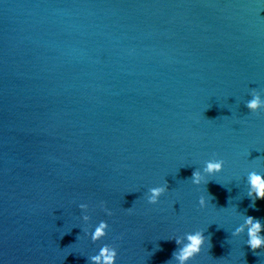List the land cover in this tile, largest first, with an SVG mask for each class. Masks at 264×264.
<instances>
[{"label":"water","instance_id":"95a60500","mask_svg":"<svg viewBox=\"0 0 264 264\" xmlns=\"http://www.w3.org/2000/svg\"><path fill=\"white\" fill-rule=\"evenodd\" d=\"M253 90L264 100V0H0V264H91L104 245L116 264H178L174 239L197 230L188 264H264L232 236L264 224ZM214 158L223 171L194 185Z\"/></svg>","mask_w":264,"mask_h":264},{"label":"clouds","instance_id":"9594fccd","mask_svg":"<svg viewBox=\"0 0 264 264\" xmlns=\"http://www.w3.org/2000/svg\"><path fill=\"white\" fill-rule=\"evenodd\" d=\"M251 99L246 103V108L251 113H258L261 108H264V100L261 99L259 92L253 90L251 93ZM225 161L223 159H210L204 162V166L197 168L192 172L189 178L191 182L200 186L201 184H208L210 181L208 177L214 176L221 173L224 169ZM246 182L248 185L247 196L252 200V205L255 206L257 200H264V176L257 173L256 171H251L247 174ZM168 191L167 182L163 185L151 187L147 192V202L151 205H156L160 202V198ZM211 196V194H209ZM214 198L213 196H211ZM200 208H206L209 204V199L205 196H200L198 201ZM88 204L81 203L79 208L87 212ZM101 208L105 211L108 216L113 213L107 207L101 203ZM223 208V207H222ZM131 211V208L128 209ZM83 221L87 222L90 219L89 215H83ZM109 227L106 221H100L98 226L94 228L91 232V239L93 242L101 239L103 236L107 235L106 229ZM247 234L246 244L255 253L257 250L264 249V224L261 220L254 218L252 216H245L244 221L232 232V236H240L241 234ZM177 249L172 254V259L178 262V264H188V262L194 259L200 254L202 248L206 243V236L202 230H197L195 232L186 233L183 239H174ZM118 256L117 249L109 245H104L99 250L98 254L89 257L91 264H116V259ZM168 264V261L166 262Z\"/></svg>","mask_w":264,"mask_h":264}]
</instances>
